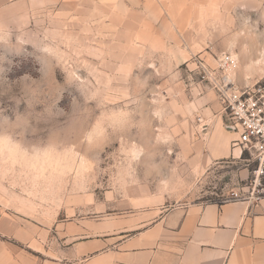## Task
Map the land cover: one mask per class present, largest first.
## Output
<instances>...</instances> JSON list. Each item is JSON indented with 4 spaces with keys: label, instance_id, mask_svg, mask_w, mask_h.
<instances>
[{
    "label": "rangeland",
    "instance_id": "374dc122",
    "mask_svg": "<svg viewBox=\"0 0 264 264\" xmlns=\"http://www.w3.org/2000/svg\"><path fill=\"white\" fill-rule=\"evenodd\" d=\"M226 78L264 81V0L0 7V211L24 239L38 229V248H22L43 262L127 238L142 198L169 208L256 197L247 152L204 170L195 154L201 118L226 124Z\"/></svg>",
    "mask_w": 264,
    "mask_h": 264
},
{
    "label": "crops",
    "instance_id": "0c3cea01",
    "mask_svg": "<svg viewBox=\"0 0 264 264\" xmlns=\"http://www.w3.org/2000/svg\"><path fill=\"white\" fill-rule=\"evenodd\" d=\"M28 1L0 0V7ZM201 121L203 142L195 151L200 169L241 157L238 133L228 131L222 117ZM144 201L133 205L131 236L120 239L119 230L105 242H79L73 257L63 250L62 257L43 262L22 248H38V229L24 239L16 221L0 211V264H264V197L169 208Z\"/></svg>",
    "mask_w": 264,
    "mask_h": 264
},
{
    "label": "built area",
    "instance_id": "2783aa9c",
    "mask_svg": "<svg viewBox=\"0 0 264 264\" xmlns=\"http://www.w3.org/2000/svg\"><path fill=\"white\" fill-rule=\"evenodd\" d=\"M223 62L227 70L236 68L231 57H225ZM217 91L226 116L225 128L238 133L236 145L255 162L251 182L257 189L255 198L260 199L264 197V81L253 88L237 89L226 78ZM248 198L252 197L236 192L225 202L246 201Z\"/></svg>",
    "mask_w": 264,
    "mask_h": 264
},
{
    "label": "bare ground",
    "instance_id": "6f19581e",
    "mask_svg": "<svg viewBox=\"0 0 264 264\" xmlns=\"http://www.w3.org/2000/svg\"><path fill=\"white\" fill-rule=\"evenodd\" d=\"M233 59V58H232ZM235 61V60H234Z\"/></svg>",
    "mask_w": 264,
    "mask_h": 264
}]
</instances>
